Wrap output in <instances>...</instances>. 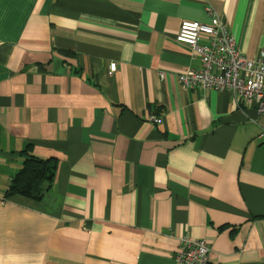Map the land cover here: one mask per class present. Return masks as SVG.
Segmentation results:
<instances>
[{"label":"crops","instance_id":"0c3cea01","mask_svg":"<svg viewBox=\"0 0 264 264\" xmlns=\"http://www.w3.org/2000/svg\"><path fill=\"white\" fill-rule=\"evenodd\" d=\"M212 15L259 54L264 0H0V264H264V115L179 83ZM29 145L53 187L6 201Z\"/></svg>","mask_w":264,"mask_h":264},{"label":"built area","instance_id":"2783aa9c","mask_svg":"<svg viewBox=\"0 0 264 264\" xmlns=\"http://www.w3.org/2000/svg\"><path fill=\"white\" fill-rule=\"evenodd\" d=\"M203 38L209 41L208 45L201 44ZM176 41L189 46L202 64L200 70L188 69L179 75L183 87L228 92L239 106L255 109L258 116L264 115V46L255 58H246L228 26L216 15L208 23L183 22ZM110 71H116V64L110 65ZM147 120L160 123L155 115ZM178 246L177 264H210L207 240L184 236Z\"/></svg>","mask_w":264,"mask_h":264},{"label":"trees","instance_id":"16d2710c","mask_svg":"<svg viewBox=\"0 0 264 264\" xmlns=\"http://www.w3.org/2000/svg\"><path fill=\"white\" fill-rule=\"evenodd\" d=\"M18 154L23 159L22 166L11 179L4 198L9 201L21 197L41 203L53 187L58 162L55 158L35 156L31 145Z\"/></svg>","mask_w":264,"mask_h":264}]
</instances>
